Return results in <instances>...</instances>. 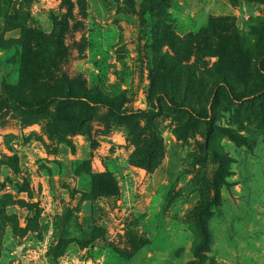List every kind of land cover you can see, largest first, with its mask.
Listing matches in <instances>:
<instances>
[{
	"label": "rangeland",
	"instance_id": "rangeland-1",
	"mask_svg": "<svg viewBox=\"0 0 264 264\" xmlns=\"http://www.w3.org/2000/svg\"><path fill=\"white\" fill-rule=\"evenodd\" d=\"M263 49L264 0H0V264H264Z\"/></svg>",
	"mask_w": 264,
	"mask_h": 264
},
{
	"label": "trees",
	"instance_id": "trees-1",
	"mask_svg": "<svg viewBox=\"0 0 264 264\" xmlns=\"http://www.w3.org/2000/svg\"><path fill=\"white\" fill-rule=\"evenodd\" d=\"M259 69L264 73V49L262 50V55L259 60L258 64ZM227 88V87H226ZM82 95L81 92L76 93H70L68 95H64L62 92H51L45 95V97L39 101L35 102H26L20 98L16 99V102L19 106H22L27 109H44L46 108L51 102L63 98H71L79 99V97ZM98 95V96H97ZM96 96L98 97L96 99V102L98 105H102L108 108L109 112L115 117L119 119L123 118H129L133 116H152L159 112L157 107H148V108H138V109H131V110H124L121 109L114 98L109 96H102L99 95V93H96ZM165 99L167 100V103L172 106L175 109L185 110L189 112L190 114H193L199 118L205 119L206 122H208V114L206 112H203L199 110L197 107L192 105L191 103L179 100L174 98L173 96H166ZM6 104H0V115L5 110ZM210 204V203H209Z\"/></svg>",
	"mask_w": 264,
	"mask_h": 264
}]
</instances>
